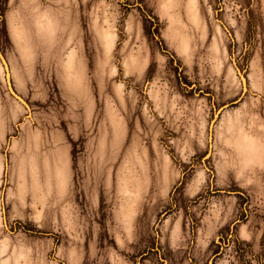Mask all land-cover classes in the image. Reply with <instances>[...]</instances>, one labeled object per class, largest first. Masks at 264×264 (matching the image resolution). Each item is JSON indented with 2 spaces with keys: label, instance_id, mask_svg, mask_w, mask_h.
Instances as JSON below:
<instances>
[{
  "label": "clouds",
  "instance_id": "9594fccd",
  "mask_svg": "<svg viewBox=\"0 0 264 264\" xmlns=\"http://www.w3.org/2000/svg\"><path fill=\"white\" fill-rule=\"evenodd\" d=\"M0 264H264V0H0Z\"/></svg>",
  "mask_w": 264,
  "mask_h": 264
}]
</instances>
